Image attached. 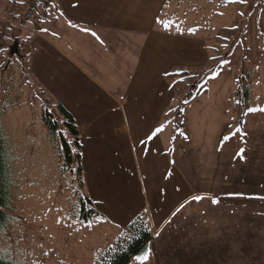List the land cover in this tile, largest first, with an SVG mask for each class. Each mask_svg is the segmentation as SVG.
Masks as SVG:
<instances>
[{
    "label": "rangeland",
    "instance_id": "374dc122",
    "mask_svg": "<svg viewBox=\"0 0 264 264\" xmlns=\"http://www.w3.org/2000/svg\"><path fill=\"white\" fill-rule=\"evenodd\" d=\"M48 1L0 0V130L13 174L0 252L15 264H94L134 219L150 225L153 213L149 259H137L144 251L130 264H264V0H83L93 18L118 11L121 25L149 36L138 74L112 79L114 91L125 90L113 96L127 95L134 79L130 128L152 134L167 114L166 153L157 135L136 152L127 136L116 138L111 123L122 110L108 109L116 102L100 74L85 77L55 51L62 44L68 56L93 57L81 45L93 47L90 34L61 18L50 21L51 38L36 29L55 14L58 0ZM15 39L19 56H10ZM60 104L90 123L85 137L72 135ZM45 111L58 121L57 143ZM78 195L99 213L88 222Z\"/></svg>",
    "mask_w": 264,
    "mask_h": 264
},
{
    "label": "crops",
    "instance_id": "0c3cea01",
    "mask_svg": "<svg viewBox=\"0 0 264 264\" xmlns=\"http://www.w3.org/2000/svg\"><path fill=\"white\" fill-rule=\"evenodd\" d=\"M55 5H56V9L54 11L55 14L53 15V17L50 20L46 19L45 24H43L41 28L36 27V29H38V31H41V33H44L43 36L48 35V37L51 38L49 34L55 33L57 28L55 25H51L50 21L53 22V20L57 18H61L63 19V21H65L67 25H70L79 33L81 32L84 34V32H88V34H90L89 38L93 42V47L89 48L88 42L86 40L85 43H82L81 45L86 50L89 49L92 50V53H94L93 57L85 56L81 58H73L72 56H68L66 51L61 47L62 44H60L57 50L55 51L56 52L60 51L62 56L65 58L67 62H69L70 65L72 64L74 65L75 63V65H77V67L80 69V72L84 73L85 77L89 79L91 78L93 79L95 77L94 73L100 74L99 75L100 77H95V78L100 81L101 89L105 91L106 95H111V101L113 99L112 102H116L114 104V107L108 109H114L115 111L118 109L122 110L121 112L122 115L120 116L119 120L112 121L111 123L113 125V129L116 130V134H115L116 138L118 140L123 141L124 140L123 138H126L127 136V140L124 141H128V140L133 141L131 146L134 152H136L135 150L137 146H141L142 148L150 147L151 146L150 142L142 143V141L144 140L143 138H147V136L151 135V133H149L150 131H146L143 128L139 129L135 126L130 128L128 118L124 115V108L127 106L126 103L128 102L127 95L130 88L133 86L134 79H131L129 82L130 86L128 88L127 93H125L127 95H125L121 99L114 98L113 93H118V92L124 93L125 90L114 91V89L118 87L117 85L118 83L116 84L117 86H115L114 89L112 87V85H115L113 84L112 79L132 76L134 71H135L134 75L138 74V70L140 69V65L143 60L142 57L145 53L144 44L145 42L148 41L149 36H147L146 38H142L141 36H139L140 33L142 35H145L144 33H146L143 29L139 27V25L138 28H136L135 26L121 25L119 23L118 18L126 20L127 17L126 16L124 17V15L118 11L114 12L111 15L104 13L106 15H103L99 19H97L89 15L88 9L85 6L83 0H58V2H56ZM80 16L81 17L87 16L89 19L93 18V21L88 22L81 19L77 20L76 17H80ZM111 19H116L115 23L112 22ZM93 33L95 35H93ZM142 40L144 41L141 43ZM67 57L70 60L67 59ZM108 79L112 81L110 83L106 82ZM68 111L70 112L69 109ZM70 113L73 114L72 112ZM166 116H167L166 113L164 115L162 114V121L160 122V125L161 124L164 125L163 131L158 133L157 137L153 139V143L155 142L160 147L161 153H166L167 151L166 148L167 147L171 148L172 145V138H171L172 130H171V126L168 125V123H166V121L169 119V118L166 119L165 118ZM143 118L144 117H140L138 120H142ZM76 122H77L78 130H80L79 137H85V135H87L89 131L88 128L90 126V123L84 122L82 124H79L77 119ZM149 130L152 129L150 128ZM157 154H159V152ZM166 156L170 158V155L168 156L166 154ZM145 164L146 163H144V168H145ZM163 165H166V162H164L161 166L156 167L155 169L157 168L162 169ZM162 174L163 171L157 172V174L154 175L152 178L163 176ZM149 179L150 178L148 177V180ZM142 181H144V177ZM197 195L201 198L202 196H206V193L203 192L197 193ZM93 207L96 209L94 202H93ZM149 219H150L149 226L152 231L153 230L152 225H155V223H153L152 220L153 213L149 214ZM154 228L157 229L156 225ZM152 234L153 236L150 241L151 243H153L152 241L156 233L152 231Z\"/></svg>",
    "mask_w": 264,
    "mask_h": 264
},
{
    "label": "trees",
    "instance_id": "16d2710c",
    "mask_svg": "<svg viewBox=\"0 0 264 264\" xmlns=\"http://www.w3.org/2000/svg\"><path fill=\"white\" fill-rule=\"evenodd\" d=\"M47 2L49 3L48 0H46V3ZM36 24L38 28H41L39 22H37ZM15 54L19 56L18 51L15 52ZM244 89H245L244 92L245 99L247 97H248L247 99H249L251 88L245 87ZM238 97L237 99L239 100ZM185 103L187 104V101H185ZM59 108L66 116V119H68L66 121L67 122L66 124L69 130L71 131L72 135L76 136L79 139L80 133L77 127L76 119H74L73 115L62 104L59 105ZM43 120L45 121V125L47 126L48 132L50 133L51 137L57 143L58 140L57 133L59 126L58 121L55 120L53 114L50 111L47 112L45 111L43 113ZM61 139L63 144L60 145V150H61L60 154L64 162L63 165H65V168H68L72 163L73 158L70 152V147L63 135L61 136ZM4 140L5 139L1 135V130H0V230L3 229L5 223L11 217V214L8 212L7 209L10 208L12 202L11 179L13 174L12 172H10L11 167H10L9 159L6 156V143ZM10 162H11V158H10ZM79 199L82 203L81 219L84 222H88L89 218L99 214L98 211L93 207V200L88 195L87 196L80 195ZM88 206H90V208H88ZM152 236L153 234L150 229L148 220L147 219L145 220L142 217H138L134 219V221L127 226V228L123 231V234L121 236H119L117 239H115L112 242V246L110 248L106 249L101 253V255H99V257L96 259L94 264H130L133 258L136 257V255L148 249ZM0 264H15V263L12 260L6 259L4 254L0 252Z\"/></svg>",
    "mask_w": 264,
    "mask_h": 264
},
{
    "label": "snow or ice",
    "instance_id": "6c2138e0",
    "mask_svg": "<svg viewBox=\"0 0 264 264\" xmlns=\"http://www.w3.org/2000/svg\"><path fill=\"white\" fill-rule=\"evenodd\" d=\"M165 26H167V24H165ZM93 35H95V34L93 33ZM255 110H258V109H249V111H255ZM259 110L264 111V109H259ZM163 129H164V125L161 124L158 128H156L152 132L151 137H149V138L155 137L158 133L162 132ZM224 139L228 140L229 137L226 136V137H224ZM242 151L243 150H241V152ZM193 199H201V198L197 196V197H194ZM213 202L215 203V201H213ZM137 259L140 260V261H147L149 259V251H145L142 255L138 256Z\"/></svg>",
    "mask_w": 264,
    "mask_h": 264
},
{
    "label": "water",
    "instance_id": "95a60500",
    "mask_svg": "<svg viewBox=\"0 0 264 264\" xmlns=\"http://www.w3.org/2000/svg\"><path fill=\"white\" fill-rule=\"evenodd\" d=\"M18 42L17 39H15V43L14 45L11 47V51H10V54L13 55L14 52H17V48H18Z\"/></svg>",
    "mask_w": 264,
    "mask_h": 264
},
{
    "label": "flooded vegetation",
    "instance_id": "af4514ba",
    "mask_svg": "<svg viewBox=\"0 0 264 264\" xmlns=\"http://www.w3.org/2000/svg\"><path fill=\"white\" fill-rule=\"evenodd\" d=\"M12 47V46H11Z\"/></svg>",
    "mask_w": 264,
    "mask_h": 264
}]
</instances>
